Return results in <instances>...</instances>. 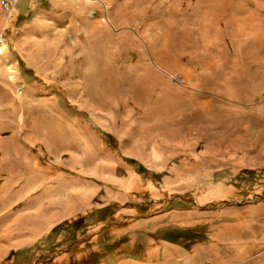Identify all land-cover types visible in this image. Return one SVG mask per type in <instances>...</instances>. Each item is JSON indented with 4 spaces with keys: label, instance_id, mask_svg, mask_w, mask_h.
<instances>
[{
    "label": "rangeland",
    "instance_id": "rangeland-1",
    "mask_svg": "<svg viewBox=\"0 0 264 264\" xmlns=\"http://www.w3.org/2000/svg\"><path fill=\"white\" fill-rule=\"evenodd\" d=\"M260 218L264 0L0 4V264H264Z\"/></svg>",
    "mask_w": 264,
    "mask_h": 264
},
{
    "label": "built area",
    "instance_id": "built-area-1",
    "mask_svg": "<svg viewBox=\"0 0 264 264\" xmlns=\"http://www.w3.org/2000/svg\"><path fill=\"white\" fill-rule=\"evenodd\" d=\"M19 0H0L1 7L5 11H12L17 5Z\"/></svg>",
    "mask_w": 264,
    "mask_h": 264
},
{
    "label": "crops",
    "instance_id": "crops-1",
    "mask_svg": "<svg viewBox=\"0 0 264 264\" xmlns=\"http://www.w3.org/2000/svg\"><path fill=\"white\" fill-rule=\"evenodd\" d=\"M260 223L262 224L264 222V219L263 218H260ZM262 230V229H261ZM260 253V252H259Z\"/></svg>",
    "mask_w": 264,
    "mask_h": 264
},
{
    "label": "bare ground",
    "instance_id": "bare-ground-1",
    "mask_svg": "<svg viewBox=\"0 0 264 264\" xmlns=\"http://www.w3.org/2000/svg\"><path fill=\"white\" fill-rule=\"evenodd\" d=\"M178 80L180 81V79L178 78Z\"/></svg>",
    "mask_w": 264,
    "mask_h": 264
}]
</instances>
